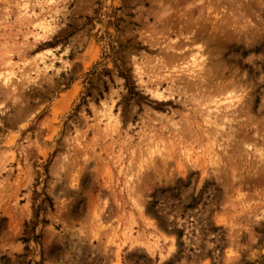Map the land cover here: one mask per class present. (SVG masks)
Instances as JSON below:
<instances>
[{
  "label": "rangeland",
  "instance_id": "obj_1",
  "mask_svg": "<svg viewBox=\"0 0 264 264\" xmlns=\"http://www.w3.org/2000/svg\"><path fill=\"white\" fill-rule=\"evenodd\" d=\"M0 264H264V0H0Z\"/></svg>",
  "mask_w": 264,
  "mask_h": 264
},
{
  "label": "bare ground",
  "instance_id": "obj_2",
  "mask_svg": "<svg viewBox=\"0 0 264 264\" xmlns=\"http://www.w3.org/2000/svg\"><path fill=\"white\" fill-rule=\"evenodd\" d=\"M194 57L197 59L196 56H194ZM4 81H5L6 84H8V83H9V78H5ZM155 93H156V92H155ZM156 96H158V97H162L161 93H156Z\"/></svg>",
  "mask_w": 264,
  "mask_h": 264
}]
</instances>
